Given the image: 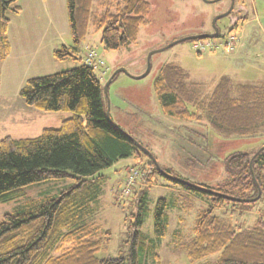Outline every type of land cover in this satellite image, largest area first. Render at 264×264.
<instances>
[{
	"label": "trees",
	"instance_id": "1",
	"mask_svg": "<svg viewBox=\"0 0 264 264\" xmlns=\"http://www.w3.org/2000/svg\"><path fill=\"white\" fill-rule=\"evenodd\" d=\"M66 8L71 45L53 49L54 59L60 61L78 58L79 46L88 31L92 0H66ZM19 10L18 0H0V62L9 50V14ZM149 12L147 0H114L113 7L106 3L93 20L104 49L116 50L135 42ZM188 78V73L173 63L159 69L153 88L166 115L190 121L200 119L201 112L224 136H251L264 127V78L245 83L222 75L203 98L196 83H189ZM18 95L27 106L44 112H69L70 116L57 127L42 129L35 137L7 135L0 139V201L22 196V187L32 183L66 178L73 182L55 195L30 199L2 215L0 264H161L155 245L142 230L149 209L148 191L141 185L137 191H130L131 199H135L128 201L132 207L123 217L128 254L97 255L111 236L110 230L101 231L87 221L94 213L92 203L104 180L99 171L127 157L139 167L136 180L149 185L155 183L156 175H162L180 188V197L192 192L207 201V206L196 213L189 237L178 243L189 259L203 260L199 264H264V211L245 228L213 213L214 208L229 205L251 206L263 196L264 146L228 154L223 159L226 179L214 187L202 186L210 192L181 179L172 168L156 162L157 168L149 156L142 162L140 144L107 117L103 85L93 67L81 63L29 78ZM258 189L259 197L252 200ZM179 204L183 206L184 202L178 200L175 205ZM167 207L165 198L155 203L153 236L158 240L167 231ZM146 255H151L150 263L143 260ZM211 256L216 259L208 260Z\"/></svg>",
	"mask_w": 264,
	"mask_h": 264
},
{
	"label": "rangeland",
	"instance_id": "2",
	"mask_svg": "<svg viewBox=\"0 0 264 264\" xmlns=\"http://www.w3.org/2000/svg\"><path fill=\"white\" fill-rule=\"evenodd\" d=\"M150 12L146 23L139 28L135 42L116 50L104 49L100 41V32L93 27V20L105 4L113 7L114 0H93L91 18L85 40L79 46L77 59H65L62 66L70 69L82 63L84 46L93 47L104 61L107 70L100 77L104 86L111 75L118 69L108 84L110 120L145 146L163 168H172L190 184L214 187L226 179L223 159L234 151H254L264 146V127L255 135L246 137L224 136L211 127L207 117L200 111L198 120H182L166 115L158 101L153 88V81L159 69L165 63H173L182 67L189 75L188 82L196 83L200 98L210 94L214 85L222 75H228L237 82L257 83L264 78V0H254V19L251 15L250 2L245 7L250 12L251 20L244 41L249 47L239 49L236 45L231 53L224 51L221 44L223 38L240 20L239 3L241 0H147ZM256 11V12H255ZM215 26L219 36L214 38L218 47L213 51L196 53L192 48L193 40H184L213 30ZM238 24V23H237ZM235 29V30H234ZM234 31H240V23ZM251 40H254L252 46ZM238 48V49H237ZM1 64V63H0ZM150 66L145 76L140 75ZM96 73L99 69L94 68ZM0 95V104L13 106L14 100ZM21 104H25L21 98ZM25 106V105H24ZM27 106V105H26ZM194 109L193 105H190ZM9 114H13L8 111ZM46 128V127H44ZM43 128V129H44ZM14 131L24 127H11ZM15 134V133H14ZM35 137V136H34ZM3 138V137H2ZM27 138V137H22ZM148 155L141 152L144 163ZM139 169L132 157L120 158L111 166L99 171L104 176L100 183V193L92 203L94 213L88 217L89 223L101 231L110 230L111 236L106 248L97 253L98 257L126 256L129 244L125 241L126 233L123 225L124 212L128 206L134 189L143 186L148 191V213L144 217L143 232L155 245V252L161 264H199L202 261L189 259L178 243L189 237L195 215L198 210L207 206L201 196L187 192L180 197V188L170 184L162 175H156L155 183L146 185L141 179L136 180L131 193L121 196L127 169ZM72 179H51L32 183L22 187L23 195L0 201V218L3 214L23 206L30 199L40 200L45 196L55 195L72 184ZM159 198L168 202L166 212L169 215L167 231L161 239L153 236V212ZM124 200L123 204L119 201ZM180 200L184 202L175 205ZM264 211V194L255 203L229 205L214 208L217 216L228 218L234 226L245 228ZM180 240V241H179ZM215 256L208 260L214 261ZM144 261L150 263L151 255Z\"/></svg>",
	"mask_w": 264,
	"mask_h": 264
},
{
	"label": "crops",
	"instance_id": "3",
	"mask_svg": "<svg viewBox=\"0 0 264 264\" xmlns=\"http://www.w3.org/2000/svg\"><path fill=\"white\" fill-rule=\"evenodd\" d=\"M245 1L248 0L239 3L243 11L237 22L241 31L239 49L249 47L244 36L248 31L247 24L254 19V9L257 10L254 0H249L251 19ZM18 4L20 10L9 14L6 29L9 50L0 62V95L8 97L5 100H14L15 104H0V139L7 135L13 138L34 137L44 127H57L70 116L69 112H44L24 106L18 100V92L27 79L65 69L61 64L63 60L54 59L53 49L71 45L66 0H18ZM251 42L254 46V40ZM11 110L12 115L8 113ZM15 126L25 129H10Z\"/></svg>",
	"mask_w": 264,
	"mask_h": 264
},
{
	"label": "built area",
	"instance_id": "4",
	"mask_svg": "<svg viewBox=\"0 0 264 264\" xmlns=\"http://www.w3.org/2000/svg\"><path fill=\"white\" fill-rule=\"evenodd\" d=\"M234 30L233 29L229 30L225 35V37L223 38V41L219 43L223 46L224 51L227 53H231L234 51L241 37V33L240 32L238 33V31H234ZM217 47H218V43L215 41L214 38H198L192 41V48L196 53L213 51ZM81 60L82 63H84L85 65L99 69L98 72L99 78L106 73L107 67L104 61L98 55V52L93 47H89V46L85 47V53L81 58ZM139 175L140 172L138 171V169L134 167H130L129 169H127L124 184L120 191L121 196H126L127 194H130L132 186L135 184L136 179Z\"/></svg>",
	"mask_w": 264,
	"mask_h": 264
},
{
	"label": "water",
	"instance_id": "5",
	"mask_svg": "<svg viewBox=\"0 0 264 264\" xmlns=\"http://www.w3.org/2000/svg\"><path fill=\"white\" fill-rule=\"evenodd\" d=\"M231 1H233V0H231ZM216 19H217V17L214 18V20H213V22H212V25H213V30H212V31H210V32H205V33H202V34H199V35H195V36H190V37H188V38H185L184 40H193V39H198V38H216V37L218 36V29H217V27L215 26V20H216ZM149 69H150V66H149V64H148V66H147L145 72H143V74L140 75V77L145 76V75L148 73ZM120 71H125V69H124V68H118V69H117V70L111 75V77L108 79V81H107V82L105 83V85L103 86V92H104V96H105V98H106V114H107V117H108V118H109V100H108V95H107V87H108V84L111 82L113 75L117 74V73L120 72ZM137 146H138V147H139L144 153H146V154L151 158V160L155 163V165L157 166V168H159L158 165H157V163H156V161L153 159L152 154H151L147 149H145L144 147H142L141 145H138V144H137ZM161 172H162L163 174H166V173H164L163 171H161ZM195 186L198 187V188H200V189H204V190H206V191H210V190H208L207 188H204V187H202V186H198V185H195ZM210 192H212V191H210ZM259 195H260V189H258V194H257V196H256L255 198H253L252 200L258 198ZM233 200H237V199H233Z\"/></svg>",
	"mask_w": 264,
	"mask_h": 264
}]
</instances>
